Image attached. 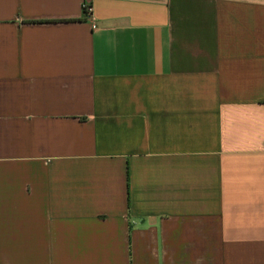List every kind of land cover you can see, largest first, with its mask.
Listing matches in <instances>:
<instances>
[{
	"label": "crops",
	"instance_id": "1",
	"mask_svg": "<svg viewBox=\"0 0 264 264\" xmlns=\"http://www.w3.org/2000/svg\"><path fill=\"white\" fill-rule=\"evenodd\" d=\"M0 264H264V0H0Z\"/></svg>",
	"mask_w": 264,
	"mask_h": 264
},
{
	"label": "built area",
	"instance_id": "2",
	"mask_svg": "<svg viewBox=\"0 0 264 264\" xmlns=\"http://www.w3.org/2000/svg\"><path fill=\"white\" fill-rule=\"evenodd\" d=\"M85 13L88 16H91V14H92V5L91 4L85 3Z\"/></svg>",
	"mask_w": 264,
	"mask_h": 264
}]
</instances>
